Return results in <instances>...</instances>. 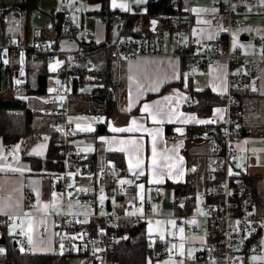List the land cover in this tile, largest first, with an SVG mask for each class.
Segmentation results:
<instances>
[{"label": "crops", "instance_id": "obj_1", "mask_svg": "<svg viewBox=\"0 0 264 264\" xmlns=\"http://www.w3.org/2000/svg\"><path fill=\"white\" fill-rule=\"evenodd\" d=\"M50 2L58 3V10H55L56 6ZM148 2L149 0H140V2L115 0L114 6L113 0H109V11L118 18L116 23H110L99 22L98 16L94 15L100 10L99 4H87L81 1L85 12L83 24L78 28H68L63 25L61 31L63 33L55 36L53 26L61 15L60 0H34V5H30L28 0H0V43L5 38H10L20 44H30L35 39H39L49 48L55 46L61 51H74L83 50L82 45L85 43L90 47L104 46L114 34L118 33L126 35L131 32H141L152 38L155 28L154 32L148 29L149 18L146 17ZM176 3L182 23L177 27L171 41L164 42L160 48L161 53L145 55L121 63L118 72H114L115 77L110 87L111 95H109L115 99L116 113L103 114L101 110L103 101L94 96H105V94L102 91H98L97 94L93 93L101 86L97 84L92 72L85 73L84 76L77 73L80 81L74 84L71 91L70 121L74 128L76 125L79 127L78 135L71 141L72 146L86 152L85 157H87L88 164L94 169L113 164V160L108 155L119 154L123 169L135 176V183L128 188L125 195L118 197L119 202L116 206L118 212H122L124 203L143 199L146 201L148 193L151 198L152 187L161 185L162 193L156 201L167 199V190H169L171 206L160 210L156 208V211L169 215L172 212L174 201L186 202L187 200L185 195L177 191L175 185L184 184L189 171L194 173L192 176L195 190L196 185L199 184L201 193L206 185L203 175L208 169L212 139L207 135L201 136V140H195L192 135L196 133H189L187 127H208L210 122L208 118L212 114L217 116L222 114V104L213 106L209 116L201 118L189 110L190 106L184 104V97L188 90L198 92L203 89H208L214 95L222 96L225 91L226 67L223 63L211 64L195 72L190 78L182 77L181 59L176 54L179 43L195 34L200 39L201 47H209L220 32L210 25V19L214 13L210 0H176ZM13 4L21 7H14ZM120 5H126L127 10ZM45 15H48L50 22H45L43 26ZM245 17L244 32L264 37V3L262 0H252L245 10ZM86 31H92L93 36L88 37ZM239 47L244 53L259 51V47L250 46L244 41L239 44ZM5 64L14 66V76L17 74L18 77L24 79L21 85L28 81L32 86L35 85V76L40 72V66L44 64L45 93L41 95L20 94L18 97L25 101L24 98L27 96H36L35 108L28 107L31 110L37 111L45 107L44 98L51 91V84L55 78L53 71L57 65H48L46 59L44 62L40 58L30 60L26 53L8 60H0V66ZM79 71L76 70V72ZM14 76L9 80V85L0 90V97L12 94L16 85ZM86 82L96 84L88 93H84L83 90ZM232 93L235 96L237 107L244 113L240 121L242 135L237 147L247 150L246 156L237 158L236 162L240 164L245 175L264 177V66L260 68L258 89L233 88ZM73 97L75 101L72 100ZM85 103L89 104V108L81 106ZM145 105L148 106L147 111L144 110ZM86 115H91L93 121L84 122L83 117ZM154 115L157 122H153ZM44 118L48 121L47 117ZM133 120L136 121L135 125L131 123ZM200 121H205V123ZM166 126L170 127L168 131ZM112 128H132L133 130L114 132ZM47 130L50 131L48 128ZM168 134L173 136L170 141L165 139ZM49 136L47 132L34 140L15 142V151L19 156L12 163H7L0 158V168L4 169L0 171V215L20 213L24 209L25 195L29 194L32 197L34 216L28 220L26 230L30 237L28 253L35 255L57 254L53 244L51 219L47 215L60 213L62 204L57 184L50 183L46 179V175L53 171L45 165V161L48 159L54 162L53 158L49 159ZM207 141V155L202 158L204 163L199 164L201 151L199 145ZM3 144L0 137V152ZM153 144L156 147L155 167L153 166ZM17 145H19L18 148ZM138 161L139 168L136 167ZM201 167L202 169L199 170ZM12 169L22 171H12ZM139 172L143 174H135ZM158 180L161 182L157 183ZM72 182L75 186L80 185L84 188L93 185L90 179H74ZM140 185L143 187L141 188ZM195 208L196 196L194 195L192 210L194 211ZM156 219L164 220L167 230L162 237L156 234L159 239L176 238L179 243L168 244L170 255L168 259L152 260L149 264H193L189 261L188 254L191 251L188 250L194 248L199 251L202 247V237L186 236L183 226L173 227L168 223L173 221L171 218ZM0 220L1 226L5 228L4 236L7 238L16 229V225L5 224L2 217ZM146 220L142 222L147 236L153 233L146 231ZM188 221L185 219L183 224L188 225ZM85 223L87 221L83 222ZM41 227L46 229L43 235L39 234ZM130 227L132 225L128 218H120L117 229L125 230ZM200 227L203 230L202 222L201 226H196L197 231L195 232H198ZM181 228L183 232L180 231ZM168 232H171V235ZM0 249L3 250L2 253L5 251V247ZM81 256L87 258V256ZM258 262L264 264V249L258 257ZM145 264L148 263L145 261Z\"/></svg>", "mask_w": 264, "mask_h": 264}, {"label": "built area", "instance_id": "obj_2", "mask_svg": "<svg viewBox=\"0 0 264 264\" xmlns=\"http://www.w3.org/2000/svg\"><path fill=\"white\" fill-rule=\"evenodd\" d=\"M213 16L210 25L220 33L209 47H201L200 39L192 34L179 43L177 55L181 59V75L190 78L195 72L211 64L223 63L226 67L225 91L222 95V114H212L208 126H218L219 136L211 135V155L206 180L212 183L200 195V207L205 212L198 218L194 211L188 208L186 202L174 201L172 212L163 215L156 211V206L150 202L134 200L122 205V212L116 210L118 197L125 195L128 188L135 183V176L126 172L123 167L108 164L100 168H92L87 156L81 149L73 147L71 141L78 131L71 124L70 95L77 83V68L79 61L86 56L83 50L61 51L55 46L48 47L39 39L30 44H20L10 38L0 43V60H8L26 53L30 60L39 56L46 57L48 65L56 64L53 71L55 78L51 91L44 98L45 107L36 112L47 117V128L54 133V146L60 163V170L50 172L46 179L56 183L60 192L62 211L47 215L51 219L54 248L58 255L87 256L89 264H113L109 261V252L114 243V231L120 218L126 217L131 225H137L146 219L171 218L176 225L185 228L186 236H192L196 230L195 223L183 224L185 219L202 222V247L189 256L193 264H261L258 257L264 249V214H257L251 196L244 192L241 181L244 171L237 158L246 156L247 150L237 147L241 136L240 121L243 111L237 107L232 93L233 88L258 89L260 83V68L264 66V37L244 32L245 10L252 0H210ZM62 23L68 28H78L83 24L85 12L81 0H60ZM170 13H156L155 33L152 38L141 32H131L126 35L114 34L105 47L112 50L113 63L119 70L121 63L145 55L161 53L160 48L165 40L171 41L177 27L182 23L176 0H170ZM99 22L116 23L114 14L98 16ZM225 21V24H224ZM224 24V25H223ZM165 27L166 30H162ZM225 30V33L223 32ZM239 32L238 34H236ZM88 37L92 31H86ZM245 36V40L241 37ZM244 41L250 46L259 47L257 53H244L239 44ZM86 69L97 71L98 67L87 61ZM16 85L13 97L21 94V84L24 80L14 76ZM184 104L192 106L193 100L188 92ZM193 139L201 136L194 134ZM166 141L173 139L166 135ZM1 157L7 163H12L19 156L15 144L4 143L1 147ZM222 171L220 182L215 183L216 173ZM90 179L93 185L75 186L73 180ZM123 181V183H122ZM162 193V186L156 185L150 191L151 199L156 200ZM102 198L100 203L97 198ZM110 209H106L105 202ZM32 197L25 195L24 209L17 214L0 215L4 223L15 224L16 229L9 236H4L0 228V238L4 236L8 245L21 251L29 252V234L26 230L28 220L34 216ZM68 209L69 207V210ZM94 221L92 230H77L84 221ZM1 227V220H0ZM45 228L39 229V234L45 233ZM146 260H161L169 258L168 244H178L176 238L159 239L156 234H148ZM4 242V243H5ZM5 244L0 243V248ZM3 253L0 251V258ZM253 257H257L253 260Z\"/></svg>", "mask_w": 264, "mask_h": 264}, {"label": "trees", "instance_id": "obj_3", "mask_svg": "<svg viewBox=\"0 0 264 264\" xmlns=\"http://www.w3.org/2000/svg\"><path fill=\"white\" fill-rule=\"evenodd\" d=\"M26 1V0H25ZM34 0H28L30 5H34ZM84 3H97L100 6V10L94 15L97 16H106L113 12L109 11V0H81ZM148 18H154L153 16L156 13H170L171 5L170 0H149L148 2ZM179 15V11L176 12ZM181 25V24H180ZM62 17H58L56 23L53 26V31L55 36L62 34L63 29ZM83 51L86 52V56L82 58L78 65L80 70L77 72L81 76H84L85 73H93L96 77L97 84H100L99 89H95L93 93H99L102 91L105 94V99L103 100L102 112L105 115H112L117 112V106L115 99L109 94L112 86L111 75L115 72V67L112 58V50L109 47L100 45L98 47H90L86 43L82 45ZM38 58L41 61H45L46 57L41 55ZM37 58V59H38ZM91 61L97 65V71H92L85 68L86 62ZM14 66L3 65L0 66V90L6 88L9 85V80L14 76ZM80 81V78L77 79ZM83 81V80H82ZM46 86V74L45 67L40 66V72L35 76V85L29 84L28 81L21 85V94H44ZM108 91V93H107ZM189 97L194 100L193 105L188 107L189 110L195 112L199 117L204 118L208 117L211 108L216 105H221L223 103L222 96L214 95L208 89H203L201 91L195 92L188 90ZM170 129L169 126H166V130ZM189 133L195 132L199 135L200 132H206V136L217 135L219 136L220 128L218 126H188ZM49 132V159L53 158L54 162L51 160L45 161V165L50 167V170L58 171L60 170V163L56 155V150L54 146V133L47 130V120L41 115H39L35 110L29 109L25 101L20 97H13L10 94L7 97H0V137L4 143L7 142H18L21 140H28L31 138H38L42 134ZM242 135V133H241ZM201 140V138L196 139ZM51 152V153H50ZM112 160L113 164L119 165L121 167V156L116 153H111L108 155ZM209 168V167H208ZM207 172V171H206ZM206 172L203 175L206 182L205 188H209L212 183H209L206 178ZM194 173H188L187 181L182 185H175L177 191L187 199L188 208L191 209L194 202V183L193 175ZM222 178V171L216 173L215 183H219ZM241 181L244 186V192L251 196L254 208L264 214V177L259 176H247L244 175L241 178ZM2 233L5 235L4 226L0 227ZM94 228V221H88L80 227H77V230H92ZM114 243L109 252V261L113 264H145L148 248H147V239L144 230V223L141 222L132 227L114 231ZM5 244V252L0 258L3 260L4 264H65L66 255L59 256L58 254H40L35 255L31 253H21L17 249Z\"/></svg>", "mask_w": 264, "mask_h": 264}, {"label": "rangeland", "instance_id": "obj_4", "mask_svg": "<svg viewBox=\"0 0 264 264\" xmlns=\"http://www.w3.org/2000/svg\"><path fill=\"white\" fill-rule=\"evenodd\" d=\"M51 3V2H50ZM52 5H54V6H56V8H55V10H58V3H51ZM46 16V18L44 19V21H43V26L45 25V22H50V18L48 17V15H45ZM41 19V18H40ZM32 22V21H31ZM33 22H35V19H33ZM32 22V23H33ZM162 30H166V28L165 27H163L162 28ZM165 41H167V40H165ZM4 42V41H3ZM115 67V66H114ZM115 72H118V69H116V67H115ZM114 72L112 73V75H111V80H112V83H113V81H114ZM96 84H93V83H85L84 85H83V90H84V93H88V92H90L92 89H93V87L95 86ZM113 85V84H112ZM110 95H111V91H110ZM25 99V101H26V105H27V107H29V108H35V106H36V104H35V102H37V97L36 96H27L26 98H24ZM73 101H75L76 99L73 97V99H72ZM75 106H77V104L75 105ZM83 108H89V104L88 103H85L84 105H81ZM70 113H71V110H70ZM83 118H85L84 119V122H87V123H89L90 121H93L92 120V116L91 115H86V116H84ZM50 129V132L52 133L53 131H52V129L51 128H49ZM75 129L76 130H79V127L76 125L75 126ZM50 135V134H49ZM32 140H34V138H31ZM36 139V138H35ZM209 141V140H208ZM208 141H207V143H202V144H200L199 146H201V151H200V149H199V151H200V155H199V164H203L204 162H203V160H202V158H204V156L205 155H207V153H206V151L208 150V148H207V146H208ZM209 144H210V141H209ZM210 154V153H209ZM209 162L207 163V167L209 166ZM117 166H119V165H117ZM119 167H121V166H119ZM202 169V167L199 169V170H201ZM200 191V187H199V184H197L196 185V190H195V196H196V208H195V210H194V213L196 214V216L198 217V218H200L201 216H203L204 214H205V212L201 209V207H200V195H201V193L199 192ZM147 193H148V191H147ZM169 195H170V191L169 190H167V199H165L164 201H156L157 203H155L151 198H150V196H149V193L147 194V197H146V201L147 202H150L151 203V205L154 207V206H156V208H158L159 210L160 209H166V208H169L170 206H171V202L169 201ZM142 198H143V196H142ZM97 200H99V202L100 203H102L103 202V200H102V198H97ZM138 201H141V202H143L144 201V199L143 200H138ZM255 212L257 213V214H263V212H261V211H259L258 209L256 210L255 209ZM193 221H194V223H195V225L198 227V225H200L201 226V221H200V219H196V220H189L188 221V223L189 224H193ZM159 222V223H158ZM145 229H146V231L148 232V233H155V234H157L159 237H162L164 234H165V232L167 233V230H166V224H165V221L164 220H159V219H148V220H146V222H145ZM169 233V235H171V232H168ZM168 235V236H169ZM193 235H195V236H202V228L200 227V229L198 230V232H195ZM8 244V243H7ZM5 247V246H4ZM3 247V248H4ZM19 251V250H18ZM188 251H191L189 254H188V258H189V256L192 254V253H194V252H196L197 250H195L194 248H192V249H190V250H188ZM5 252V251H4ZM4 252H3V254H4ZM21 252V251H20ZM22 253V252H21ZM145 257H146V255H145ZM87 262H88V260H87V258L86 257H83V256H80V255H76V256H66V258H65V264H87ZM149 262H150V260H146V263H148L149 264ZM0 264H4L3 263V260H0Z\"/></svg>", "mask_w": 264, "mask_h": 264}, {"label": "snow or ice", "instance_id": "obj_5", "mask_svg": "<svg viewBox=\"0 0 264 264\" xmlns=\"http://www.w3.org/2000/svg\"><path fill=\"white\" fill-rule=\"evenodd\" d=\"M134 2H140V0H134ZM262 3H264V0H262ZM113 4H114V6H115V0H113ZM120 7H123V8H125V10H127V6H126V5H120ZM153 23H155V22H153ZM166 99H167V98H166ZM144 110H145V111L148 110V106H147V105L144 106ZM153 122H157V121H156V116H155V115L153 116ZM200 122H201V123H205V121H200ZM131 123H132L133 125H135V124H136V121L133 120ZM111 130L114 131V132H123V131H132L133 129H132V128H127V129H124V128H112ZM177 131H181V130H180V129H177ZM18 147H19V145H17V148H18ZM152 152H153V166L155 167V166H156V160H155L156 147H155V144H153ZM0 158H2V157H0ZM136 167H137V168L140 167V163H139V161L137 162ZM3 170H4L3 168H0V171H3ZM12 171H22V170H21V169H12ZM135 174L142 175L143 172H139V173H135ZM156 182L159 183V182H161V181L158 180V181H156ZM122 183H123V181H122ZM140 187L142 188L143 185H140ZM53 195H55V194H53ZM158 223H159V222H158ZM168 223H170L173 227L176 226V222H175L174 220H173V221H169ZM193 223H194V221H193ZM180 231L183 232V229L181 228ZM173 247H175V246H173ZM0 251H3V250L0 249ZM256 259H257V257H253V260H256Z\"/></svg>", "mask_w": 264, "mask_h": 264}, {"label": "water", "instance_id": "obj_6", "mask_svg": "<svg viewBox=\"0 0 264 264\" xmlns=\"http://www.w3.org/2000/svg\"><path fill=\"white\" fill-rule=\"evenodd\" d=\"M13 6H14V7H18V6H20V5H18V4H13ZM20 7H21V6H20ZM153 22H155V23H153ZM224 24H225V21H224ZM224 24H223V25H224ZM155 26H156V20H155L154 18H149V20H148V29H149V31L154 32V28H155ZM223 32L225 33V30H224ZM241 39H242V40H245V36H242ZM113 56H114V55L112 54V57H113ZM94 97H95L96 99L100 100V101H103L104 98H105L104 95H95ZM206 134H207L206 132H201V133L199 134V136H206ZM105 205H106V209L109 210V209H110V206H109V202H108V201L105 202ZM4 242H5V238H4V236H1V238H0V243H1V244H4Z\"/></svg>", "mask_w": 264, "mask_h": 264}]
</instances>
